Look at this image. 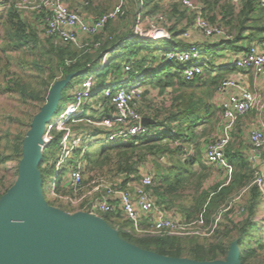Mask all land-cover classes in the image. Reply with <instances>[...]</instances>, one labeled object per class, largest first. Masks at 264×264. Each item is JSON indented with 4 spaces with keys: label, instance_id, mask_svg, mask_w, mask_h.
Wrapping results in <instances>:
<instances>
[{
    "label": "trees",
    "instance_id": "1",
    "mask_svg": "<svg viewBox=\"0 0 264 264\" xmlns=\"http://www.w3.org/2000/svg\"><path fill=\"white\" fill-rule=\"evenodd\" d=\"M105 1L106 3L94 4L93 0H65L64 2H68L69 6L64 4L74 12L81 15L86 13L96 19L113 9L112 0ZM198 4L203 18L212 25L225 28L232 35V39L227 41L221 49L238 53L247 51L253 44L264 43V8H261L256 0H245L239 7L225 0H199ZM135 6L136 11L129 29L121 28L119 21L124 20L125 9L123 16L109 21L102 32L92 38L84 39L78 46L58 44L52 38L46 37L43 41L40 40L37 31L22 21L20 13L13 9L10 10L8 19L12 22L11 29L15 33L11 35L9 33L11 29L9 30L5 24L2 25L4 39L8 41L5 46L8 50L18 52L20 69L26 68L28 71L22 73L24 76L14 72L6 73L4 91L18 95L23 101H29L38 106L44 105L48 90L54 82L63 80L67 76H73L65 87V89L72 90L74 86L71 83L74 77L88 73L107 53L109 55L113 53V56L103 68L108 67L111 62L116 63L111 72V78H113L111 83H117L124 77V64H131L133 70L142 75L141 82L145 77L143 80L146 82L142 83H147L160 94H164L170 88L174 96H172L169 111L149 107L154 110L152 111L154 124L147 126L150 131L148 137L139 139L137 143L106 147L96 156L86 158L87 164L82 167V170L86 168L88 171H96V175L106 170L107 173L115 176L122 174L125 179H128L129 175H135V180H138L137 166L145 165V162L153 159L156 163V175L150 190L154 196L165 203V210H177L175 212L186 223L194 222L201 216L206 226L214 221L217 214L221 213V222L219 221L212 233L206 237L141 236L132 231L131 223L122 217L121 212L102 214L99 217L114 229L123 241L162 256L208 262L225 260L231 243L236 242L241 264H264V242L261 239L253 242L252 237L254 230L252 216H254L256 202L259 199L257 188L249 186L254 169L244 157L235 152V142L228 144L224 154L226 161L233 168L227 184L223 182L205 188L203 181L208 176V169L202 166L199 172H196L191 166L195 161L201 165L202 150L199 138L202 135L198 133V130L210 123L213 117L212 109L216 107L210 102L212 94L215 93L220 81L227 77L229 71L231 72L234 68L218 69L214 72L212 70L214 61H216L214 57L203 68L202 75L191 82L183 81L181 66L173 62H167L161 67L148 71L146 65L154 59V57H149L152 52L159 51L163 56L166 52L185 48L186 44L181 40V35L191 27L196 15L178 2L162 6L159 0H135ZM157 14H163L165 17L166 23L162 26L167 34L166 37L160 40H150L134 36L133 27L137 16L144 19ZM151 72L155 74L148 79V73ZM96 86L97 83L93 93L99 95L104 88L98 92ZM142 103L143 100L141 105ZM137 109L142 117H147L142 107L140 109V106H137ZM153 130L161 133L158 139L150 138ZM52 134L53 138L44 149L38 166L41 181L44 172L54 171V164L46 166L48 163L46 150L50 144L59 141L62 133L52 131ZM23 136L24 134L20 133L13 139L5 141L4 149L7 153L0 152V164L20 160ZM186 146H194L197 157L192 155L184 158L183 149ZM72 155L74 158L68 161V165L79 158V151H74ZM174 156H179V158L173 159L174 163L166 168V163L162 160L167 162V157L172 159ZM60 176L56 181V192L61 195L71 194V189L67 184L61 185ZM155 180H157V187H154ZM125 183L123 182L121 186L125 187ZM9 187L0 190V197ZM187 187H192L194 190L189 204L186 207L180 203L176 204L181 198V191ZM244 187H248L250 195L246 204L248 216L242 221L234 222L228 218L231 210L226 211L225 209ZM44 201L48 206L66 213L74 212L67 206L66 209L58 206L60 205L59 199L51 200L44 197ZM247 241H251L249 247L241 249Z\"/></svg>",
    "mask_w": 264,
    "mask_h": 264
},
{
    "label": "built area",
    "instance_id": "2",
    "mask_svg": "<svg viewBox=\"0 0 264 264\" xmlns=\"http://www.w3.org/2000/svg\"><path fill=\"white\" fill-rule=\"evenodd\" d=\"M239 7L245 0H225ZM264 8V0H256ZM160 5L167 6L171 2H178L182 7L193 12L195 20L191 28L182 35L181 40L186 44L179 51H169L163 54L162 60L150 61L146 69L151 71L161 67L167 62L181 66V76L184 82H191L200 77L203 68L213 58V54L199 48L193 40L192 31L199 33L204 40H213L221 43V47L232 39V35L220 26L210 24L201 15L200 5L193 0H159ZM7 7L17 12L41 15L43 18L42 35L52 38L58 44L81 45L84 39L92 38L102 32L106 24L123 16V0L109 12L99 18L90 19L70 10L63 0H0V8ZM166 23L163 14L141 19L136 17L133 27L134 36L142 39L160 40L167 36L162 25ZM106 54L101 60L100 68L106 64ZM234 68L241 71H250L254 75L264 77V43L251 45L247 51L238 52L228 60H218L212 70ZM124 79L111 83L99 95H94L93 89L96 81L87 78L73 89V100L61 112L53 123H47L43 134L44 149L53 138L52 131L62 133L58 141L56 157L54 160L53 186L48 190L50 198L59 199L70 204L84 206L79 211L97 216L98 214H114L121 212L122 217L131 222L134 231L141 236H209L220 220L221 213L214 218L208 226L201 216L194 222H183L175 213L168 214L160 207L150 190L153 186V172L146 165H138L135 175H118L115 182L104 179H95L92 186L82 193V163L81 158L96 140L105 144L137 143L139 139L148 137L150 131L147 126L141 125L143 118L137 106L141 99L143 83L141 74L133 70L131 64H124ZM218 108L221 112L219 132L210 139L203 150L204 161L208 165L223 168L228 176L232 173V166L226 161L224 152L232 138V132L238 120L254 111L258 114L264 112V98H259L235 77L223 78L216 88ZM104 105H107V109ZM247 139L250 147L248 162L254 165L262 152H264V127L249 129ZM184 150V158L191 157L192 150ZM74 151H79V158L70 163L66 170L65 184L71 189V194L61 195L56 192V181L61 175L63 164ZM51 165V164H50ZM48 166V163L46 164ZM144 168V169H143ZM62 169V170H61ZM125 183V187L121 184ZM249 186L257 188L260 197L264 198V170L254 169L253 178ZM89 200L86 201V198ZM144 220V225L141 221ZM264 242V235L262 238Z\"/></svg>",
    "mask_w": 264,
    "mask_h": 264
},
{
    "label": "water",
    "instance_id": "3",
    "mask_svg": "<svg viewBox=\"0 0 264 264\" xmlns=\"http://www.w3.org/2000/svg\"><path fill=\"white\" fill-rule=\"evenodd\" d=\"M72 77L50 88L24 136L16 179L0 197V264H241L236 242L225 260L162 256L123 241L99 216L66 213L45 203L38 171L43 133ZM140 123L148 126L154 121L143 117Z\"/></svg>",
    "mask_w": 264,
    "mask_h": 264
},
{
    "label": "rangeland",
    "instance_id": "4",
    "mask_svg": "<svg viewBox=\"0 0 264 264\" xmlns=\"http://www.w3.org/2000/svg\"><path fill=\"white\" fill-rule=\"evenodd\" d=\"M194 2L198 3L199 0H193ZM64 2V1H63ZM94 4L96 3H106L105 0H93ZM119 0H112V7L114 8L117 4H118ZM124 2V8L123 10H125V18H123L124 20H119L120 21V26L123 29H129L131 27V23L133 20V16L134 13L136 11V6H135V0H123ZM68 6V2H65ZM70 8V7H69ZM81 12V10H80ZM82 13V12H81ZM83 15L88 16L86 13H82ZM1 25V23H0ZM3 28V27H2ZM163 28V26H162ZM0 35H1V28H0ZM8 43V41L6 39H4V36L0 37V152H4L7 153V151L4 149L5 147V141L7 139H13L15 135H18L20 133H23L24 136L26 134V132L30 129L31 123H32V119L34 118L35 115H37L40 112V109L43 105L38 106L35 103H31L29 101H23L20 99V97L18 95H15L14 93H10V92H6L5 90V81H4V76L6 73H19L20 75L24 76V74L22 73H26L28 70L25 69H20L19 66V54L17 51L14 50H8L7 46H5V44ZM74 46H76L75 44H73ZM29 54V53H28ZM213 54V53H212ZM221 54H223V51L221 48H218L214 51V56L216 59H219V57L221 56ZM113 53H111L110 55H108L106 57V62L110 61V59L112 58ZM30 58V57H29ZM100 64L101 61L98 62L96 65L93 66L92 69H90L88 71V73L86 74H81L79 76L74 77V79L72 80L71 85H73V89L80 84V82H82L83 80L87 79V78H93L95 79L97 86H96V90L98 92H100L103 88H106L107 86H109V82H108V78L111 76V72L114 69V67L116 66L115 62H111L109 64L108 67L105 68H100ZM149 75L147 76L148 79L152 78L155 74V72H151L148 73ZM145 77L142 78V82H146V80H143ZM124 78H122L121 80H123ZM55 83V82H54ZM53 83V84H54ZM52 84V85H53ZM52 87V86H51ZM50 87V88H51ZM50 88L48 90L50 91ZM73 89H63L62 92L60 93L61 97H60V101L58 103L57 109L56 111H54L51 116H50V120L48 123H53L55 120H57L59 114L61 112H63V110L66 108V106L68 104H70L73 100ZM155 95H156V99L158 101L157 104H159L158 108H163V110L167 109L168 111L170 110V106H171V102H172V96H174V94H172V91H169L168 93H164V94H159L158 92H156L155 90ZM212 97L217 98L216 101H218V97L216 96V92L214 94H212ZM215 107V106H214ZM166 111V113L168 112ZM212 115L213 117L211 118L210 123L205 124L204 127L200 128L198 130V133L201 134L202 136H200L199 138V143L201 146V150H204V147L206 145V143L215 137V135L218 134V126H219V121L221 119V112L219 110V108H215L212 109ZM45 132V130H44ZM44 134V133H43ZM159 132H153L150 135V138L152 139H158L160 137ZM23 136V139H24ZM121 143H114V144H105L103 143L102 140H96V143L91 146L89 148V150H87L84 155L81 158V163L83 165V167L86 166L87 164V159L86 158H91L94 157L98 154L99 151H101L102 149L109 147V146H117ZM57 145H58V140L57 142H54L52 144H50V146L47 148V154L46 156L48 157V166H50V164L54 163L55 157H56V152H57ZM187 149H191L192 150V154L194 157H197L196 155V148H194V146H186ZM200 149V147H199ZM44 152V150H43ZM42 152V154H43ZM88 154V155H87ZM87 155V156H86ZM73 155H71V157L66 160L63 164V168L62 169H66L68 168V161L72 157ZM201 156V154H200ZM179 158V156H174L172 159L170 157H167V162L164 160H162L163 163H166V168L170 167V165L172 163H174L173 159L175 158ZM171 159V160H170ZM176 160V159H175ZM19 162V161H18ZM18 162L15 160L12 161H7L4 164H0V181L2 182L0 185V190L2 191L5 187H9V185H12L16 179L17 176V165ZM147 167H149L152 172L153 175H156V163L154 162L153 159H149L147 161V163H144ZM61 169V170H62ZM144 169V168H143ZM62 171V173H64L63 175L60 176L61 178V185H63V183H65L67 181L66 179V170ZM84 170V168H83ZM82 170V182H83V189H82V193H85L87 190H89V188L92 186V181L95 179H104L107 182H112L117 176L113 175V174H109L106 172V170H104V172L102 174H98L96 175V171H88L86 168L83 171ZM211 170V169H209ZM208 170V174H210L211 172ZM193 171H199L198 167H195ZM84 172V173H83ZM153 176V178H154ZM55 177L54 171L52 172H44L43 173V179H42V194L44 197H48L51 200H55L53 198H50L48 195V190L52 188L53 186V179ZM208 181V182H207ZM210 179L209 178H205V180L203 181L204 187H208L210 186ZM157 180H155L154 183V187H157ZM194 193V190L192 187H187L185 189H183L181 191V198H179V202H177L176 204H182L184 207H186L189 204V199L192 196V194ZM89 200V197L86 198V201ZM60 202V206L63 209L67 208L72 209L74 212H77L80 210L81 207L84 206V202L79 204V205H75V204H70L69 202H64L62 200H59ZM161 202V201H160ZM165 205V203L162 202V205ZM177 212V210H175ZM102 214H98L97 216H101ZM218 215V214H217ZM217 215L215 217H217ZM214 217V218H215ZM222 216L220 217V222H221ZM131 223V222H130ZM131 229L132 231L136 234L139 235L138 233H136L134 231V227L131 223ZM252 237H253V242L255 241H260V234L258 232V229H254L253 233H252ZM251 241H247L244 242V244L241 246V249H247L250 245Z\"/></svg>",
    "mask_w": 264,
    "mask_h": 264
},
{
    "label": "crops",
    "instance_id": "5",
    "mask_svg": "<svg viewBox=\"0 0 264 264\" xmlns=\"http://www.w3.org/2000/svg\"><path fill=\"white\" fill-rule=\"evenodd\" d=\"M63 1H65V0H63ZM10 10H12V9L7 8V7L0 8V23H1V25H0V28H1L0 37L4 35V28H2L3 27L2 25L5 24L7 27H9V30L12 28L11 25H13V24L8 19V12ZM18 13H20L22 21H24L29 26H31L33 29H35L37 31L38 38L43 41L44 37L42 35V29H43L44 24H43L42 16L37 15V14H31V13H22V12H18ZM83 16L86 18L94 19L93 17H90V16H86V15H83ZM189 28H191V27H189ZM9 33L12 35L15 32H14V30L11 29ZM192 37H193V40L196 42V44L199 48H202V49L208 51L209 53L214 54V51L216 49L223 48L221 46L218 47L221 43H218V42L213 41V40H204L203 37L199 33H196L194 31H192ZM253 45H255V44H253ZM222 51H223V54H221L219 59H215L216 61L221 60L223 56H224L223 60H228V58L230 59V57L237 54L236 52L234 53V51H226L223 49H222ZM107 54L109 55V53H107ZM150 56L152 58L154 57L153 60L149 59L150 61H153L154 63L161 61V59H162V53L159 51L152 52L149 55V57ZM214 57L215 56L213 55V58ZM216 61H214V63H216ZM231 70L232 71L231 72L229 71V74L227 77L238 78L240 81H242V83L246 87V89H248L251 93L255 94L259 98H264V77L256 76L250 71L244 72V71L236 70V69H231ZM111 79H113V78H111ZM155 90L156 89H153L147 83H143V91H142L143 96H141L143 103L141 105V102H142V100H141V102H139V104H138V107L140 106V109L142 107V111H143L144 115L147 116L146 118H148L152 121H154V119H153L154 114L152 113V111H154V110H152L149 107L151 106L154 109H156V108L158 109V107H159V104H157L158 103V101L156 99L157 97L154 93ZM170 90L171 89L168 88L164 93H166V92L168 93ZM156 92H158V91L156 90ZM216 99L217 98L212 97L210 102L216 108H218V102L216 101ZM104 106L107 109V105H104ZM147 109H149V110H147ZM107 111H108V109H107ZM259 126L264 127V112L258 114L256 112L252 111V112L248 113L247 115H245L244 117H242L238 120V122L235 125V128L232 132V138H231L230 142H231V144H234V142H235V145H234L235 146V148H234L235 152L240 154L246 160L248 159V155L250 153V147H249V143H248V139H247L248 131L251 128L259 127ZM152 132H155V131L153 130ZM218 132H219V128H218ZM230 142H229V144H230ZM224 154H225V152H224ZM200 163H201V165H199L198 161H195L193 164H191L192 169L194 170L195 167H198L200 170V168L202 166L206 167L208 170L211 169V170H209L211 173L208 174V176H207V178L210 179V181H209L210 186L215 185V184H222L223 182L225 184L228 183V176H227L226 171L221 167H218L215 165H208L204 161L203 151L201 154ZM249 165H251L252 169H255L257 171H263L264 170V152L261 153L260 158L258 159V161L254 165H252L250 163H249ZM196 172H199V171H196ZM125 180H127V179H125ZM115 181L117 183L119 180H113L112 182H115ZM123 182H124V180H123ZM210 186H208V187H210ZM203 187H204V184H203ZM205 188H207V187H205ZM154 198L160 207L165 208V205L164 204L162 205L163 201L159 200L156 196H154ZM249 198H250V195L248 194V187H244L239 192V194L236 195L230 201L228 207L225 209L226 211L231 210V213L228 214V218L232 219L234 222H239V221H242V219L246 218L248 216L246 204L248 203ZM165 211H167L168 214L175 213L176 216L179 217L178 213H176L173 210H165ZM141 224L144 225V220L141 221ZM252 226L254 227V229H258V232L260 234V238H261V240H263L262 238L264 235V198L260 197V194H259V199L256 202L254 216H252Z\"/></svg>",
    "mask_w": 264,
    "mask_h": 264
}]
</instances>
